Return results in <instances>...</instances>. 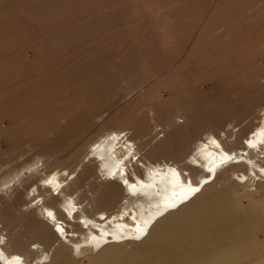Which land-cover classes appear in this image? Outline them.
<instances>
[{"label":"bare ground","instance_id":"bare-ground-1","mask_svg":"<svg viewBox=\"0 0 264 264\" xmlns=\"http://www.w3.org/2000/svg\"><path fill=\"white\" fill-rule=\"evenodd\" d=\"M61 3L15 0L14 9L31 22L22 24L13 3L0 0V136L13 146L29 134L49 141L48 151L61 148L54 142L89 121L90 103L108 89L85 79L95 62L78 64L77 81L29 76L42 47L55 52L94 40L87 18L79 20V11ZM206 14L208 29L214 13ZM225 22L223 32H229ZM34 26L47 32L44 44L31 41ZM29 46L30 59L24 54ZM258 71L256 91L264 105V59ZM21 75L25 79L18 80ZM68 89L81 102L58 106ZM223 99L198 115L188 112L191 106L165 114L166 128L151 122L149 137L143 136L148 123L129 120L126 104L117 119L135 131L89 133L75 166L52 167L38 158L8 174L0 182V264H264V107L257 119L234 124ZM5 120L17 129L1 128ZM248 183L258 185L257 196L243 205ZM218 185L226 189L216 191ZM18 221L25 232L11 227Z\"/></svg>","mask_w":264,"mask_h":264},{"label":"rangeland","instance_id":"rangeland-1","mask_svg":"<svg viewBox=\"0 0 264 264\" xmlns=\"http://www.w3.org/2000/svg\"><path fill=\"white\" fill-rule=\"evenodd\" d=\"M3 1L13 3L9 6L14 9L15 0ZM57 1L62 2L61 6L74 7L73 10L79 11L78 15H82L79 20L87 18L84 21L91 31L88 35L93 34L94 40L90 36L85 43L79 41L70 48L55 52L42 47L41 62L29 76H70L77 81L78 64L81 61L82 64L95 62L93 68L86 70L85 79L96 80L101 86L105 83L108 89L106 93L102 90L90 103L92 114L89 121L87 119L79 130L69 128L67 138L53 141L63 144L55 151L47 150L50 149L49 141L31 139L29 134L14 142L18 144L16 146L12 145L11 138L0 136V182L38 158L52 167L75 166L85 154L83 143L89 133L109 128L135 131L133 125L117 119L121 115L120 109L126 104L131 105L129 120L137 118L136 122L148 123L144 137L151 136L150 124L153 121L155 125L162 124L161 127L166 128L165 114L177 113L180 107L191 106L188 112L198 115L203 109H215L213 100L220 96L224 97L221 107L234 124L242 125L250 119H257L264 107L256 91L260 83L258 68L264 59V0H218L219 3L217 0ZM17 11L14 9L22 24L28 23ZM30 11L28 8L22 13L29 16ZM206 12L214 13L208 29L203 24ZM225 21L230 25H224L229 32H223ZM34 28L38 32L31 41L44 44L47 32ZM31 47L24 51L28 59L32 55ZM65 62L72 65L66 66ZM19 79L25 77L21 75ZM73 98L74 91L68 89L56 104H74L78 99ZM10 124L5 120L1 128L17 129V125ZM207 173L208 178L213 176L212 172ZM130 177L133 179L132 175ZM119 182L125 186L122 179ZM86 183L88 181L82 185L88 192ZM221 187L218 185L216 191L226 189ZM257 187L255 183H248L245 189L250 196L242 198L243 205L257 196ZM11 227L22 232L27 230L22 221L13 223ZM133 248L137 250L138 246ZM76 259L80 258L77 256Z\"/></svg>","mask_w":264,"mask_h":264}]
</instances>
